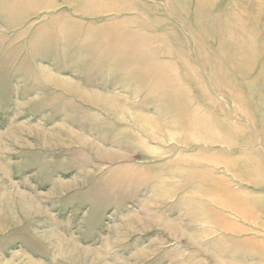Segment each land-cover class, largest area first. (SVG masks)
Masks as SVG:
<instances>
[{"label": "rangeland", "instance_id": "1", "mask_svg": "<svg viewBox=\"0 0 264 264\" xmlns=\"http://www.w3.org/2000/svg\"><path fill=\"white\" fill-rule=\"evenodd\" d=\"M6 3L0 264H264V0Z\"/></svg>", "mask_w": 264, "mask_h": 264}, {"label": "bare ground", "instance_id": "2", "mask_svg": "<svg viewBox=\"0 0 264 264\" xmlns=\"http://www.w3.org/2000/svg\"><path fill=\"white\" fill-rule=\"evenodd\" d=\"M54 80H51V82H53ZM57 87H59L60 89L61 88H66L65 86H62V83H60V84H58V86ZM91 97H93V96H91ZM98 97V96H97ZM109 99V100H108ZM113 100V99H112ZM111 100V101H112ZM92 101H95V102H98V100H96V98H93L92 99ZM110 101V98H108V97H106V98H104V100H99V102L100 103H102V102H104L106 105H104V107L105 108H107V107H109V109H111L112 111L117 107V104L115 103V105H116V107L114 108V109H112L114 106H113V104L114 103H112V102H109ZM113 101H115V100H113ZM96 105V104H95ZM107 114V113H106ZM119 121V120H118ZM117 122V121H116ZM117 123H119L120 124V122H117ZM142 123H145L144 121H142ZM85 143L86 144H88V142H86L85 141ZM7 191V190H6ZM5 194H7V192H5ZM240 214V213H239ZM0 220H2V219H0ZM72 246H74V245H72ZM74 248V247H73Z\"/></svg>", "mask_w": 264, "mask_h": 264}, {"label": "crops", "instance_id": "3", "mask_svg": "<svg viewBox=\"0 0 264 264\" xmlns=\"http://www.w3.org/2000/svg\"><path fill=\"white\" fill-rule=\"evenodd\" d=\"M19 1H20V0H4L3 2H0V10H2V8H3V7H1V5L7 2L6 4H7V7H8V12L10 13V12H11V8L16 7V6L19 5ZM0 12H1V11H0ZM10 15H11V14H10ZM12 16H13V15H11V16H9V17H6V18H5L6 21L11 20L10 18H11ZM2 40L4 41V38H1L0 41H2ZM0 44H1V42H0Z\"/></svg>", "mask_w": 264, "mask_h": 264}]
</instances>
